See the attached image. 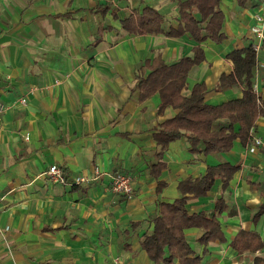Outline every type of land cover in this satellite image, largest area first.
<instances>
[{"label":"crops","instance_id":"0c3cea01","mask_svg":"<svg viewBox=\"0 0 264 264\" xmlns=\"http://www.w3.org/2000/svg\"><path fill=\"white\" fill-rule=\"evenodd\" d=\"M146 5L163 14L165 26L178 24L173 0H0V264H155L141 240L159 202L179 195L180 179L222 161L238 164L228 188L222 192L216 179L186 208L209 212L224 197L228 209L218 216L223 239L209 241L204 251L197 240L202 230L190 227L187 240L200 264H255V256L264 255V247L238 253L231 246L240 230H256L264 240V214L257 223L252 219L264 203V153L248 151L249 141L196 154L181 137L164 151L160 174L149 172L156 160L154 126L175 110L157 114V94L138 99L136 68L158 53L173 63L191 55L196 42L188 34L124 31L121 19ZM220 7L226 37L201 43L205 59L189 72L185 91L205 82L210 104L242 95L240 83L215 85L233 70L226 54L251 42L249 26L256 12L264 13V0L249 6L221 0ZM256 64L264 103V49ZM253 131L264 135V114ZM51 164L62 168L65 182L49 178ZM117 173L132 175V196L109 190ZM76 175L90 180L72 184ZM159 181L165 182L161 189Z\"/></svg>","mask_w":264,"mask_h":264},{"label":"trees","instance_id":"16d2710c","mask_svg":"<svg viewBox=\"0 0 264 264\" xmlns=\"http://www.w3.org/2000/svg\"><path fill=\"white\" fill-rule=\"evenodd\" d=\"M177 7L178 24L165 26L163 14L151 5L140 12L129 13L121 19V28L131 33L158 34L180 37L188 34L196 44L191 55L181 56L173 63H167L158 53L144 59L136 68V81L133 91L139 100L157 94L159 103L156 113L163 114L165 108L172 107L175 114L164 118L154 126L153 138L156 143V160L150 164V173L157 177L165 167L161 160L167 146L178 138H185L189 150L196 154H210L229 151L235 140L249 141V131L257 118L264 114V103L258 91L254 89L256 76V55L251 43L241 49L231 50L226 57L234 67L228 74H220L215 90H222L235 84H242L240 97L228 99L219 104H210L205 100L208 91L205 82H196L188 88V74L204 59L201 43L211 40L219 43L225 39L223 31L224 13L221 0H173ZM255 0H237L242 6H249ZM238 164L222 161L208 165L203 175L187 176L177 185L179 195L172 201L159 202V211L151 217L152 229L145 233L141 246L149 259L155 264H200L201 256L196 254L187 240L185 229L198 227L202 230L198 242L206 246L209 241L222 240L220 213L228 209L224 197L215 200L212 211L189 212L188 200L205 196L216 179L221 180L224 192L229 185ZM165 182L159 181V189ZM233 214L234 211L228 210ZM264 214V203L253 213V222L257 223ZM238 252H256L264 247V240L256 230H240L231 242ZM255 264H264V255L255 256Z\"/></svg>","mask_w":264,"mask_h":264},{"label":"built area","instance_id":"2783aa9c","mask_svg":"<svg viewBox=\"0 0 264 264\" xmlns=\"http://www.w3.org/2000/svg\"><path fill=\"white\" fill-rule=\"evenodd\" d=\"M249 31L251 33V47L255 52V55L259 53L260 50L264 49V13L258 11L254 15L253 23L249 26ZM257 71V64H256ZM254 89L257 90V86L254 83ZM24 101H22L23 103ZM5 109V105L0 103V116ZM247 150L254 152L259 150L264 153V135L257 134L253 131V127L249 131V144ZM47 175L52 181L65 182L64 171L57 164H51L47 170ZM98 170L95 171V174ZM90 178L84 175H76L72 177V184H81L88 182ZM108 188L110 191L118 194L130 197L134 193L133 177L130 173H117L112 176L108 183Z\"/></svg>","mask_w":264,"mask_h":264}]
</instances>
